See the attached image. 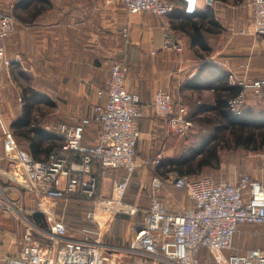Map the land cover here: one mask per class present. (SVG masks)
Segmentation results:
<instances>
[{"label": "built area", "instance_id": "1", "mask_svg": "<svg viewBox=\"0 0 264 264\" xmlns=\"http://www.w3.org/2000/svg\"><path fill=\"white\" fill-rule=\"evenodd\" d=\"M121 1L130 14L150 12L166 17L176 10L173 0ZM249 4L253 9L252 33L262 36L264 44V0H249ZM16 23L12 13L0 10V64L2 60L7 65L12 62L5 59L4 41ZM163 48L183 49L169 23L163 25ZM128 75L125 60L112 64L106 85L98 91L99 98L106 97V102L95 103L92 115L76 124L56 127L63 143L47 159H35L20 145L12 128L4 126V157L10 163V178L34 197L38 210L46 216L45 227L34 222L28 225L19 253L6 257V264H107L110 260L97 229L84 227L79 238L70 236L66 219L55 205L58 201L68 203L82 198L95 200V208L128 207L124 198L138 166L136 151L142 134L139 119L143 115L140 96L127 87ZM230 82L241 86L239 94L229 100L234 115H242L250 95L264 96V78L238 77L232 73ZM149 105L177 135L186 136L195 127L187 106L177 102L169 90L157 89ZM92 121L99 122L101 129L96 141L89 143L85 133ZM112 172L115 174L111 178V195L99 199L101 180ZM171 182L186 191L191 205L170 210L160 197L165 179L153 178L151 204L129 243V249L140 256L138 264H144L143 258L147 256L175 264H203L204 251L219 264H264V247L243 251L236 244V237L244 234L243 226L252 227L254 236L264 226L263 180L249 174L226 181L211 176L177 175ZM13 206L2 196L0 186V208ZM87 216L96 220L97 212L92 210Z\"/></svg>", "mask_w": 264, "mask_h": 264}, {"label": "crops", "instance_id": "2", "mask_svg": "<svg viewBox=\"0 0 264 264\" xmlns=\"http://www.w3.org/2000/svg\"><path fill=\"white\" fill-rule=\"evenodd\" d=\"M51 1L53 5L42 10L33 22L18 20L23 28L20 37L25 41L20 43V62L26 65L33 61L52 63L54 70L51 77L56 81L58 92L66 94L70 99L89 87L97 85L99 91V87L101 89L104 83L106 85V74L96 77L83 66L84 63L91 61L92 55L112 64L125 60L129 65L127 87L140 96V108L143 113L139 119L142 134L138 142V164L147 162L150 153L153 157L176 158L180 140L185 138L172 132L167 120L157 115L150 107L149 103L157 89L171 91L177 102L187 106L189 116L193 118L195 115L201 116L204 113L216 115V111L225 108L218 99L220 98L221 101L229 99L238 86L241 90L240 85L230 82L232 73L238 77L264 78V44L261 43L263 37L252 33L253 9L249 0H194V2L193 0H173L176 10L166 17L150 12L130 14L121 0ZM208 8L212 12L210 18L212 24H208L205 28L199 27L197 31L193 21H189L187 16L196 11H208ZM165 23L171 25L183 47L181 51L163 48ZM31 29H35L34 40L31 36L32 31H29ZM243 30L248 32L242 33ZM194 39L196 42L193 41ZM27 40L35 41L29 47L31 52L26 49ZM10 43L11 40L8 39V44ZM202 44L207 48H203ZM13 55L6 50L5 59L17 61V57ZM12 78L11 66L2 60L0 64L1 93L5 94L7 87L12 85L24 94L26 87L18 82L11 83ZM98 91L97 102L105 103L106 97L100 99ZM261 103H264V96L250 95L246 109L262 111L264 107L255 108ZM70 104H72L71 101L68 102V105ZM23 106L24 102L20 104V112L10 119V128L21 115ZM195 124L197 125V122ZM45 128L58 135L56 127L45 126ZM100 129V123L92 121L85 133L86 142L94 143ZM195 131L196 127L189 136ZM24 144L29 150L28 144L25 142ZM1 163L3 162H0V165H3ZM4 170L8 172L7 167L0 166V173L4 174ZM119 172L116 174L119 175ZM114 174L112 172L101 180V193H108L106 188L104 189L103 180L109 179L111 186V178ZM166 182L165 180L160 192L165 206L175 211L191 205V200L184 189L175 187L172 182L171 184ZM23 191L22 204L26 203V206L34 209L35 213L43 215L44 213L38 210L34 197L26 190L23 189ZM15 201L17 199H12L14 205ZM63 214L64 218L67 217V211H63ZM142 221L140 223L130 221L132 236ZM31 222L41 226L36 220L27 218L26 229ZM261 229L262 233L256 236L258 239L264 236V226ZM38 236L46 239L44 235ZM70 236L79 238L81 235L80 232H70ZM256 237L238 235L236 244L243 247ZM129 243L126 248L127 254L119 256L117 264H138L140 256L129 249ZM104 246L107 253L109 245L104 243ZM20 248L21 246L12 247L10 243L5 242L0 248V264H6V257L16 256ZM205 255L211 258L210 253L204 251L202 260ZM143 263L175 264L164 259L156 260L150 256L143 258Z\"/></svg>", "mask_w": 264, "mask_h": 264}, {"label": "rangeland", "instance_id": "3", "mask_svg": "<svg viewBox=\"0 0 264 264\" xmlns=\"http://www.w3.org/2000/svg\"><path fill=\"white\" fill-rule=\"evenodd\" d=\"M19 1L20 0H0V10L9 11L16 18V7ZM17 11L25 16L28 15L21 9ZM22 29V25L17 20L14 30L6 38L5 46L7 53H12L14 54L13 57H17V61H13L10 64L13 77L10 82L13 84H17L18 82L24 87H31L38 91L39 98L51 100V104L40 105L41 110L37 113L40 115L41 123L46 127L54 128L68 122H70V124H75L84 118L90 117L92 107L97 103L98 86L89 87V89L85 90L83 93L75 94V96L70 99L67 98L66 94L59 93L56 81L51 77L52 71L54 70L52 63L33 61L26 65V63L22 64L20 62V43L25 42L20 37ZM29 31H32L31 36L34 40L35 29ZM8 39L11 40L10 44H8ZM34 43L35 41L28 42L27 40V51H30L29 47ZM95 57L97 58L95 59ZM90 60V62L83 64L85 70L96 75V77H99L101 74H106L108 78L112 62L99 59L96 55H92ZM25 67L27 69H25ZM36 73L41 75H37ZM104 86L105 83L101 88ZM5 92V94H2L0 91V154L2 156L0 162H3L1 163L3 165L0 166L4 168L7 167L8 172L4 170V174L0 173V186L6 200L12 202V199H17V201H15L13 208H0V248L3 247L5 242L10 243L12 247H20L23 231H25V227L27 226V218H30L32 221L35 220L33 216L35 213L34 209L26 206V203L23 205L21 202L23 199L21 191L23 190L16 181L10 178V163L5 160L4 157V126H10V119L20 112V104L23 103V93L21 94V90L17 91L12 85L8 86ZM70 101L72 104L68 105ZM261 107H264V103L255 106L257 109ZM193 118L194 122H197V125L195 124L196 131L190 136V133L186 135L187 137L182 136L185 138L180 140L179 149L175 154L176 158L200 148L204 143L213 139L215 134L224 135L223 132H219L216 128V125L218 126L220 124V120L216 115L204 113L201 116L195 115ZM231 137V141L223 142L222 140L219 142L218 139V141L210 143L213 145L217 142L220 146V160H215L214 167H205L203 172L200 170L198 172L200 174L197 175H209L216 180L226 181L234 180L242 174H249L264 181V149L255 152L241 147L237 148L234 146L233 136ZM18 141L21 146L26 148L21 138H19ZM138 153L139 145H137L136 161L139 155ZM168 160L169 159L164 157H153L150 153L147 162L144 164H138L137 162L138 166L131 175L127 193L124 198V202L128 205L126 208L119 209L115 207L113 209H108L103 206L95 208L93 206L95 200L82 198H75L68 203L58 201L55 208L58 213L63 216V211H67V217H65V219L68 222L71 233H79L84 227L97 229L98 238L102 240L103 243L109 245L107 254L110 260L107 264H117L119 256L127 254L126 248L129 240L133 237L130 221L134 220L136 223H140L151 204L153 197L151 184L153 178L155 176H160L167 181L166 183L171 184L170 182L177 176V174L172 172L168 174L164 172V174H161L163 170H158V167H162ZM120 173L122 174V171H120ZM103 186L108 193L104 192L108 195L102 192L98 196L99 199L110 197L112 181L110 186L109 179L103 180ZM134 208H137L136 212H132ZM92 210L97 212L96 220H90L87 216ZM43 216L46 221L45 214H43ZM41 226L45 227L46 225L41 224ZM252 230L253 228L248 225L243 226V235H250V237L254 236L251 234ZM257 239L256 237L254 240L246 243L245 246H241V249L246 251L250 248L264 246V236ZM203 263L219 264L215 259H211L207 255H205Z\"/></svg>", "mask_w": 264, "mask_h": 264}, {"label": "trees", "instance_id": "4", "mask_svg": "<svg viewBox=\"0 0 264 264\" xmlns=\"http://www.w3.org/2000/svg\"><path fill=\"white\" fill-rule=\"evenodd\" d=\"M52 5L51 0H20L16 9H21L28 15L25 16L16 10V18L27 23L33 22L42 10ZM208 9V11H196L187 16L189 21H193V26L197 31L199 27L205 28L208 24H212L210 19L212 12L210 8ZM188 24L191 25V23ZM185 25L186 23L183 24V27ZM193 41L196 42L195 39ZM202 47L207 48L204 44H202ZM236 88L234 95L230 98L239 94L240 87ZM230 98L225 101H221L219 98V102L225 108L216 111V117L220 120V124L216 125V128L219 132H223L224 135L215 134L213 139L204 143L200 148L181 157L169 159L162 167H158V170H163L161 174L172 172L178 176H209L197 174H200L198 173L200 170L203 172L205 167H214V161L220 160V146L217 142L213 145L210 144L218 141V139L219 142L222 140L223 142L231 141V136H233L234 146L237 148L241 147L255 152L264 149V110L246 109V102L242 115H234L229 108ZM23 102V111L12 123L11 128L18 139L21 138L28 144L29 152L35 159H47L51 152L63 143L61 137L46 130L45 125L41 123L39 113H37L41 110V104H51V100L39 98L37 91L31 89V87H26L23 94ZM34 218L38 223L46 225L45 217L41 213H34Z\"/></svg>", "mask_w": 264, "mask_h": 264}, {"label": "snow or ice", "instance_id": "5", "mask_svg": "<svg viewBox=\"0 0 264 264\" xmlns=\"http://www.w3.org/2000/svg\"><path fill=\"white\" fill-rule=\"evenodd\" d=\"M193 2H194V0H193Z\"/></svg>", "mask_w": 264, "mask_h": 264}]
</instances>
